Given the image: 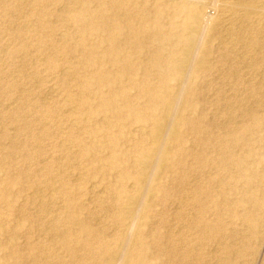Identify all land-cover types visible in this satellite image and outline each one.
Listing matches in <instances>:
<instances>
[{"label":"rangeland","instance_id":"obj_1","mask_svg":"<svg viewBox=\"0 0 264 264\" xmlns=\"http://www.w3.org/2000/svg\"><path fill=\"white\" fill-rule=\"evenodd\" d=\"M114 1L136 12L134 26L139 18L153 25L159 12L161 22H168L166 11H160L165 0H0V264H120L130 223L121 205L126 200L139 202L143 216L145 238L132 251L134 264H264V16L246 19L248 38L233 51L222 44L227 38L220 30L221 15L207 9L212 0L189 6L188 15L204 20L209 45L200 44L203 71L189 85L193 97L181 113L180 140H174L173 131L155 129L163 104L151 111L140 86L128 77L114 80L111 59L130 52L127 30L101 28L81 39L77 28L66 27L74 11L84 8L107 18ZM231 2L264 12V0ZM43 17L48 25L42 28ZM191 23L199 25L195 18ZM110 32L113 38L107 40ZM163 46L167 53L170 46ZM155 50L150 45L132 51L129 64L137 84L152 88L161 81ZM102 72L107 73L103 85L89 83ZM105 98L121 108L119 115L102 107ZM229 106H235L236 122L227 121ZM137 116L141 122H135ZM187 120L201 129H190ZM139 123L145 126L142 132H137ZM208 124L223 134L225 167L213 178L207 173L192 177L193 157H205L207 151L202 142ZM160 137L178 152L171 173L164 168L155 173L151 166L160 160ZM141 177L146 188L152 187L146 203L140 202L136 185ZM192 181L203 190L197 197L204 205L203 220L220 231L193 223L201 208L189 198Z\"/></svg>","mask_w":264,"mask_h":264},{"label":"bare ground","instance_id":"obj_2","mask_svg":"<svg viewBox=\"0 0 264 264\" xmlns=\"http://www.w3.org/2000/svg\"><path fill=\"white\" fill-rule=\"evenodd\" d=\"M165 1H166V4H165V6L160 7V11L161 10H162V12L166 11V13L169 17L168 22L166 24H163L161 22V20H162V17H160L161 12H159L156 15V17L154 18L153 25H149L142 18L141 19L139 18L138 25L134 26V25H132V19L138 18V16H136V12L133 9H127L124 6L117 4L118 1H114V3H113V8H114L113 14L108 16L105 19H103L104 17H102V16H99V15L97 16L91 10H88L86 8H84V10H82L80 12L77 11L78 13L74 10H70L69 11L70 13H72L74 11V14L71 15V17L74 18L73 19L74 21L72 19H70L71 22L66 24V27L77 28L79 30L81 39H84L87 34L92 35L93 33L97 32L101 28L107 29L108 31H111V32H115V31L121 32L122 29H126L127 30L126 35H125L126 37L125 36L124 37L126 38V45L127 46L129 45V51L130 52H128L126 55H124L120 58L119 57H113L111 59V61H113V63L115 64V67H116V70L112 73L114 75V80L116 82H118V81L120 82V81H122V79H124V77H128L129 80L134 81L133 85L140 86L141 87L140 88V96L142 95V96L148 97V99H149L148 103L150 105V106H148V109L151 111L156 110L155 105L162 103L163 107L160 111L163 114V119H158V120L154 121V124L156 126L155 129L160 130V131H163V130L170 131L171 130V131H173L172 137L174 138V140L177 138L180 140L178 128H180L182 125L185 124V122L183 124V119H182L181 113L188 109L186 106L184 107V105L186 103H188V101H190L193 97L192 96L193 94H191V92H190L189 85L195 79H197V75L203 71V67L201 66V63L198 62L199 51L203 48V46H202V48L200 49V44L204 45L207 48L209 45L208 44L209 42L205 41L206 39L203 36L204 28H206V27L203 28V25H204L203 21L204 20H202L198 17H195L194 15L193 16L188 15L189 6L190 5H198L199 3H201L199 0H165ZM234 3H232L231 0H212L210 2V5L208 6L209 8H207L213 12V15L215 17H216V15H221V18L219 19L220 25H221L220 30H221V32L226 34V38H227L223 41L222 44H224L226 47H228V49H232V50L234 49L233 51H235L237 47L241 46L244 43V41H243L244 39L248 38V37L244 38L246 19L249 20V19H253L255 17L261 16V15L264 16L263 15L264 12L262 10L256 8L253 5H249L247 3L246 4H243V3L242 4L241 3L234 4ZM39 5H41V4H39ZM207 5H205V7ZM65 8H67V7H65ZM122 11H125V12L122 13ZM123 14H126L128 16L125 21L120 18V15H123ZM102 15L104 16V13ZM194 18H195V21L199 24L198 27H194L193 24L191 23V21ZM212 21H213V19H212ZM219 21H218V23H219ZM45 25H48V23L46 21V18L43 17L40 20V26L43 28V27H46ZM113 34L114 33H111L108 36L107 40L112 39ZM18 35H19L20 39L23 37L22 32H19ZM248 35L249 36L251 35V37H252L251 32ZM249 40H251V39H249ZM83 43H84V40H83ZM164 44H168L170 46V49L167 51V53L165 51H163V47H164L163 45ZM246 44H248V42ZM150 45L154 46L156 49L155 50L156 51L155 56L153 59V63L155 64V66H157L158 75L161 77V81H159V83L155 84L152 88L147 87V85L144 82L143 83L140 82L141 84L136 83V80H134L135 75L133 73V67H132V65L129 64V59H130V56L132 55V53L136 52L140 48L149 47ZM79 46L83 47L84 44L80 43ZM221 46L225 47L223 45H221ZM244 46H245V44L243 45V47ZM238 49L239 48H237V50ZM220 50H221V48H220ZM239 50H241V49H239ZM132 51H134V52H132ZM227 52H229V51L227 50ZM234 55H236V54H234ZM238 55H239V53H238ZM234 58L235 57H233V59ZM233 59H231V61L234 62ZM240 60H242V57ZM246 66L249 67V65H247V64L245 65V67ZM249 69H251V68L249 67ZM242 70H244V68ZM66 72H68V71H66ZM72 72H73V70H72ZM235 73H237V72H235ZM65 75H66V73H65ZM106 75H107L106 72H102V74L100 75L99 78H91L89 80V83L91 84L92 82L96 81L100 85H103L105 78H106ZM233 75H235V74H233ZM240 76H241V74H240ZM235 79H236V77H235ZM173 80H175V82H176V85L174 87H173V85L171 86V84L174 82ZM228 84L226 86H228ZM235 84H236V82H235ZM222 85H223V83H222ZM249 85H250V83H249ZM259 86H260V84H259ZM247 88H248V90L251 89L249 87H247ZM259 89H260V87H259ZM53 90H54V88H53ZM49 91H51V90H49ZM87 91H89V90H87ZM229 91L231 92L232 90H229ZM257 91H259V90H257ZM119 92H120V94H123L124 90L122 89ZM237 92H239V90H237ZM50 93H52V92H50ZM234 94H236V93H234ZM52 95H54V94H52ZM228 97L230 98V96H227V99H228ZM234 97H235V95H234ZM239 97H241V96H239ZM178 98L183 99V104L181 106L178 105ZM222 98H223V96H222ZM252 98H254V96ZM260 98H261V96H260ZM229 100H231V99H229ZM15 102H13V103H15ZM127 102H128L127 106L129 107L130 103H129V101H127ZM254 102H256V101H254ZM259 102H260V100H259ZM13 103H11V104H13ZM232 103H234V102H232ZM237 103L235 104L236 106H237ZM254 104L255 103H253V105ZM244 105H242V106H244ZM239 106L236 107V108H238L237 110H239ZM102 107L105 108L106 110H112L113 113L118 114V115L121 113V108L119 106L115 105V103H112L111 101H109L107 98L102 100ZM229 108H230V106L228 107V109ZM234 109H235V106H234ZM234 109L230 108L228 113L226 111L227 121H229V122H231V121L236 122V119L238 118L235 116L236 113H235ZM247 110L249 111V107L247 108ZM247 110L243 109L244 113H248ZM221 111H222V109H221ZM173 112H175L174 116L171 115ZM134 113L139 114L138 112H134ZM238 113H242V112H238ZM211 115L214 116L213 114H211ZM241 117H242V115H241ZM210 118H211V116H210ZM218 121H219V119H218ZM135 122L136 123L141 122L139 120L138 116L136 117ZM240 122L242 123V121H240ZM240 122H237L234 124L238 125V123H240ZM221 123H223V122L221 121ZM139 124L140 125L137 126V129H138L137 132H142L145 129L144 128L145 126H142L141 123H139ZM167 124H170L171 127ZM186 125H189L190 129H192V130L193 129L194 130L201 129V127L199 126V123L194 121V120H187ZM222 125H225V124H222ZM222 127H224V126H222ZM204 133H205L206 137L204 138L202 143H204L207 147V151L205 152V157L204 156L203 157L194 156L193 160H192V164L190 165V172H191L192 177L193 176H200V177L205 178L206 177L205 174L207 173V174H210L209 177L213 178L215 176H213L212 174H217V175L220 174V171L225 167L224 164H225V161L227 159L226 154L223 151V149H224L223 134H221L220 132H217V133L213 132V128L210 124H208L204 127ZM228 133L230 134V132H228ZM159 140H160V142L163 143V144L161 143L160 147L157 150V155L160 157V160L153 161L151 163L152 164L151 166H152L153 171L155 173L156 172L159 173L161 168H164L166 170L165 172L171 173L172 172L171 169L175 164L174 163L175 157H176V154H178V152L172 151V148L168 147L166 145L164 137L163 138L160 137ZM228 144H229V142H228ZM208 148H211L213 150V152H212L214 154L213 158L216 159V165H214V166H212L210 164L212 157H211V154H208L209 153ZM206 154H208L209 159L207 158ZM136 185L138 186V192L141 193V195L143 196L142 199L140 200V202L146 203L149 200V197H150V194L152 191V187L151 188L145 187L147 185H146V180L144 177H141L140 181L137 182ZM139 185H141V187ZM160 191L165 193L166 192L165 186H163L160 189ZM189 191H190L189 192V195H190L189 198L192 199V204L196 207L201 208L200 212H199L201 217H197L196 219H192L193 223H197L196 225L200 226V228H203L204 230L207 229L211 233L220 231L221 227H219L217 224L209 226V224H207V222H205L203 220L202 215H204V213H205L204 205L197 198L198 196H202L203 190H201L199 187H197L196 183L192 181L190 184ZM43 192H45V191H43ZM52 193H53V191H52ZM41 198H43V197H41ZM33 199H34V196H33ZM113 200H115V199H113ZM40 203H42V202H40ZM121 205L123 207L122 210L127 213V219L130 220V223L128 224L126 234H125L127 236V239L122 240L123 243L121 245V252L123 253V258H122V262L120 264H134L135 261H133L131 258L132 251H134L133 249L135 248V246L142 245V241L145 238V237L143 238L142 233H140L142 219H143V216L141 213V208H140L141 206H140L139 202L133 203L131 200H126ZM48 211H50V210H48ZM248 219L250 220L251 217H249ZM52 223H54V222H52ZM179 229H178V231H179ZM176 234H177V231H176ZM115 259H117V258H115ZM224 260L225 259H223V261ZM247 264H249V263H247Z\"/></svg>","mask_w":264,"mask_h":264}]
</instances>
